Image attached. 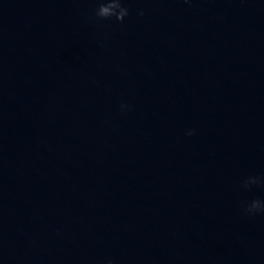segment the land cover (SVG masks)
<instances>
[{
  "label": "water",
  "instance_id": "obj_1",
  "mask_svg": "<svg viewBox=\"0 0 264 264\" xmlns=\"http://www.w3.org/2000/svg\"><path fill=\"white\" fill-rule=\"evenodd\" d=\"M123 2L0 0V264H264V0Z\"/></svg>",
  "mask_w": 264,
  "mask_h": 264
},
{
  "label": "clouds",
  "instance_id": "obj_2",
  "mask_svg": "<svg viewBox=\"0 0 264 264\" xmlns=\"http://www.w3.org/2000/svg\"><path fill=\"white\" fill-rule=\"evenodd\" d=\"M97 7L94 9V18L98 20H110L115 18L118 22H123L124 18L129 15V8L125 6L123 0H97ZM138 15L143 16V9L137 10ZM122 111L129 108L126 104H121ZM194 129L186 131V135H193ZM264 183V179L259 176H248L241 182L243 188H250L252 185ZM243 210L246 215L255 216L257 214H264V200L254 198L250 201L244 202ZM106 264H113L112 260L106 261Z\"/></svg>",
  "mask_w": 264,
  "mask_h": 264
}]
</instances>
